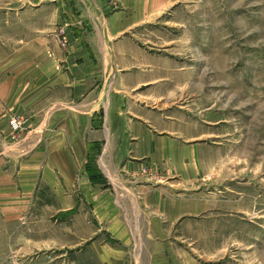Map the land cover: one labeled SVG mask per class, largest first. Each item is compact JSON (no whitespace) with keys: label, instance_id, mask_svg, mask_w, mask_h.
<instances>
[{"label":"crops","instance_id":"0c3cea01","mask_svg":"<svg viewBox=\"0 0 264 264\" xmlns=\"http://www.w3.org/2000/svg\"><path fill=\"white\" fill-rule=\"evenodd\" d=\"M91 3L79 18L58 5L66 47L50 12L21 33L0 27V243L29 253L38 220L71 264H197L179 245L190 204L136 175L176 160L182 129L138 104L170 99L173 71L126 35L139 17Z\"/></svg>","mask_w":264,"mask_h":264},{"label":"rangeland","instance_id":"374dc122","mask_svg":"<svg viewBox=\"0 0 264 264\" xmlns=\"http://www.w3.org/2000/svg\"><path fill=\"white\" fill-rule=\"evenodd\" d=\"M97 1L107 14L139 17L126 35L167 60L174 74V88L165 92L170 99L138 104L182 129L172 134L177 157L168 165L143 164L139 183L190 204L179 245L192 262L264 264V0ZM59 4L63 11L73 5L77 18L96 11L91 0H0V27L21 33L42 16L34 12H50L53 33L66 47ZM35 222L30 252L20 241L7 256L0 243V264H71L69 250L61 256L55 247L59 231Z\"/></svg>","mask_w":264,"mask_h":264},{"label":"built area","instance_id":"2783aa9c","mask_svg":"<svg viewBox=\"0 0 264 264\" xmlns=\"http://www.w3.org/2000/svg\"><path fill=\"white\" fill-rule=\"evenodd\" d=\"M9 125L11 127L12 130L16 131L18 130L19 126V121L16 118H11L9 120Z\"/></svg>","mask_w":264,"mask_h":264}]
</instances>
